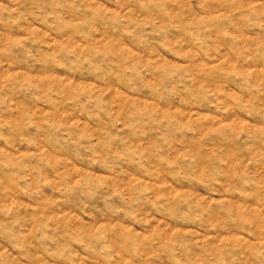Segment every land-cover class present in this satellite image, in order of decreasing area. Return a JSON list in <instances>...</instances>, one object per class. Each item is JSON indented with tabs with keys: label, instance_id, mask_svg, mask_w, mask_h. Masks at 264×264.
<instances>
[{
	"label": "rangeland",
	"instance_id": "obj_1",
	"mask_svg": "<svg viewBox=\"0 0 264 264\" xmlns=\"http://www.w3.org/2000/svg\"><path fill=\"white\" fill-rule=\"evenodd\" d=\"M0 264H264V0H0Z\"/></svg>",
	"mask_w": 264,
	"mask_h": 264
}]
</instances>
